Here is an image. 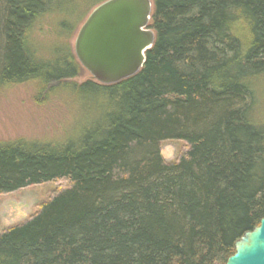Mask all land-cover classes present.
I'll use <instances>...</instances> for the list:
<instances>
[{"label": "trees", "instance_id": "trees-1", "mask_svg": "<svg viewBox=\"0 0 264 264\" xmlns=\"http://www.w3.org/2000/svg\"><path fill=\"white\" fill-rule=\"evenodd\" d=\"M84 1L0 0V91L36 80L43 94L79 77L70 51L50 62L31 36L49 16L75 30L65 4ZM153 3L156 44L142 71L117 85L69 87L95 107L79 136L0 142V196L58 186L38 213L0 234V264H227L261 225L264 0ZM174 142L185 151L168 161L163 146Z\"/></svg>", "mask_w": 264, "mask_h": 264}, {"label": "rangeland", "instance_id": "rangeland-1", "mask_svg": "<svg viewBox=\"0 0 264 264\" xmlns=\"http://www.w3.org/2000/svg\"><path fill=\"white\" fill-rule=\"evenodd\" d=\"M97 1L65 4L67 8L73 10V14L68 13L65 17L72 29L76 26L71 32L61 31L60 24L64 20L62 16H49L40 21L31 36V41L40 51V56L50 62H57L70 51L76 57L75 42L78 33L95 9L96 6L91 7ZM86 12L88 13L84 19H81ZM78 63L81 68L79 77L50 82L43 94H39L40 82L36 80L13 84L0 91V142L25 140L61 145L79 136L93 122L96 116L95 107L92 110L91 106L86 105L92 97H85V91L80 93L75 91L76 96L69 90L75 83L81 85L94 81L91 74L79 61ZM65 87L68 90H65ZM257 87L259 95L256 115L264 121V82ZM91 104L95 105L96 102ZM184 151L185 144L180 142L167 143L163 146V155L168 161L178 160ZM57 187V184L49 183L0 196V234L38 213L41 206L55 194Z\"/></svg>", "mask_w": 264, "mask_h": 264}, {"label": "water", "instance_id": "water-1", "mask_svg": "<svg viewBox=\"0 0 264 264\" xmlns=\"http://www.w3.org/2000/svg\"><path fill=\"white\" fill-rule=\"evenodd\" d=\"M153 12V0H107L92 11L78 33L75 54L94 81L117 85L142 71L156 44ZM235 247L227 264H264V219Z\"/></svg>", "mask_w": 264, "mask_h": 264}]
</instances>
